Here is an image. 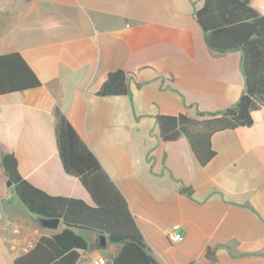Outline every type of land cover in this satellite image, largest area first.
Segmentation results:
<instances>
[{"label":"crops","instance_id":"crops-1","mask_svg":"<svg viewBox=\"0 0 264 264\" xmlns=\"http://www.w3.org/2000/svg\"><path fill=\"white\" fill-rule=\"evenodd\" d=\"M204 3L0 0V54L20 51L42 80L0 94V264H16L30 243L62 229L43 226L21 201L5 153L36 187L93 204L64 167L56 108L125 195L159 264H264V105L252 125L212 136L216 155L205 165L186 136L163 140L157 122L161 114H222L245 92L242 52L207 43L197 19ZM251 4L264 13V0ZM117 69L129 92L99 95ZM171 227L183 234L177 243L166 235ZM86 235L91 244L77 264L102 256L100 235ZM105 245L111 261L117 246Z\"/></svg>","mask_w":264,"mask_h":264},{"label":"trees","instance_id":"trees-1","mask_svg":"<svg viewBox=\"0 0 264 264\" xmlns=\"http://www.w3.org/2000/svg\"><path fill=\"white\" fill-rule=\"evenodd\" d=\"M251 2L205 0L204 6L197 11V19L211 48L221 52H242L246 79L244 94L222 114L202 118L183 113L157 116L161 138L173 141L186 136L202 165L216 155L212 146V136L216 132L252 125V111L264 105V13ZM40 85L42 80L20 51L0 54V94ZM128 92V76L123 69L109 72L98 90L101 96ZM55 114L64 167L80 178L93 204L80 198L54 196L36 187L21 175L15 154L5 153L4 168L29 211L39 218H60L62 223L61 230L40 237L34 247L19 256L15 263L77 264L81 259L80 250L91 244L86 235L90 232L100 235L96 244L102 256L107 245L102 243L101 235L117 246L109 261L112 264H159L147 246L125 195L59 108L55 109ZM207 257L214 259L211 249H208Z\"/></svg>","mask_w":264,"mask_h":264},{"label":"built area","instance_id":"built-area-1","mask_svg":"<svg viewBox=\"0 0 264 264\" xmlns=\"http://www.w3.org/2000/svg\"><path fill=\"white\" fill-rule=\"evenodd\" d=\"M166 235L171 243H177L183 238L182 232L172 227L167 229ZM33 247H34V244L30 243L25 249L26 252L32 249ZM94 263L95 264H109L110 262L105 256H100L94 260Z\"/></svg>","mask_w":264,"mask_h":264},{"label":"water","instance_id":"water-1","mask_svg":"<svg viewBox=\"0 0 264 264\" xmlns=\"http://www.w3.org/2000/svg\"><path fill=\"white\" fill-rule=\"evenodd\" d=\"M40 221L43 226L46 227H51V228H57L61 222L60 218H46V217H41ZM101 240L102 243L105 245L107 243L106 236L101 235Z\"/></svg>","mask_w":264,"mask_h":264}]
</instances>
